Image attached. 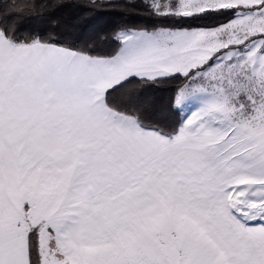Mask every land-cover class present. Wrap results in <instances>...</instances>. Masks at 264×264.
Returning <instances> with one entry per match:
<instances>
[{"label":"snow or ice","instance_id":"1","mask_svg":"<svg viewBox=\"0 0 264 264\" xmlns=\"http://www.w3.org/2000/svg\"><path fill=\"white\" fill-rule=\"evenodd\" d=\"M38 7L0 3V264H264V0H142L109 54Z\"/></svg>","mask_w":264,"mask_h":264},{"label":"trees","instance_id":"2","mask_svg":"<svg viewBox=\"0 0 264 264\" xmlns=\"http://www.w3.org/2000/svg\"><path fill=\"white\" fill-rule=\"evenodd\" d=\"M3 0H0L2 3ZM107 2V0H98ZM116 7L92 8L90 0H34L36 13L25 21V32L52 36L61 44H87L96 54H109L115 47L114 31L121 25L151 26L156 23L140 7L142 0H112ZM176 82L145 90L147 114L162 124L169 121L168 99Z\"/></svg>","mask_w":264,"mask_h":264}]
</instances>
